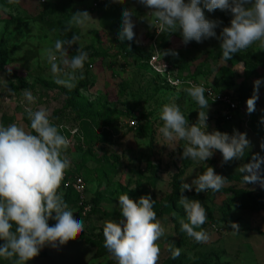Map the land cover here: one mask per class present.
<instances>
[{
  "label": "rangeland",
  "instance_id": "374dc122",
  "mask_svg": "<svg viewBox=\"0 0 264 264\" xmlns=\"http://www.w3.org/2000/svg\"><path fill=\"white\" fill-rule=\"evenodd\" d=\"M124 9L135 12V37L121 42L118 34ZM76 11H87L93 20L69 30L67 24ZM147 12L138 0H125L123 4L113 0H20L18 4L0 0V124L16 123L32 131L26 109L35 111L44 107L50 112L52 123L70 141L64 153L70 166L65 170L59 192L64 199L66 181H83L85 192L82 195L73 192L65 202L74 218L84 222L86 235L103 231L106 220L123 219L120 195L128 194L133 200L150 195L155 200L154 211L158 212L165 209L174 192L182 194L181 183L191 184L208 166L213 167L227 182L212 199L208 197L209 190L196 193L193 187L183 192L184 196L201 201L205 208L207 221L202 229L208 241L197 243L180 230L179 221H187L186 213L178 203L180 198L172 200L166 212L157 217L166 230L158 241L161 249L158 264H264V210H253L246 200L238 197L239 194L264 197V187L259 183L243 184L242 176L246 173L239 172L255 154L264 157V149L260 147L264 143V69L256 62L241 60L243 55L250 54L264 61V49L257 42L228 61L222 58L217 37L224 26L230 25L229 12L204 9L207 19L220 22L215 29L217 36L199 43L190 41L187 45L180 32L157 36L159 26L152 28L141 20ZM8 22L13 24L7 26ZM76 34L80 40L67 49L68 58L80 46L89 60L84 66V79H77L74 87L68 88L55 83L51 65L43 53L46 48H54L55 40H70ZM154 43L161 53V65L185 83L182 88L171 89L166 76L157 75L145 62L133 60L136 50L153 51ZM164 50H174L178 55L162 56ZM57 57V63L64 68L59 53ZM257 79L261 84L255 112L248 113L247 104L240 106L238 112H230L222 104L208 100L207 131L246 133L250 147L244 157L223 163L217 150L205 162L183 160L186 142L169 143L160 133L163 122L159 113L166 103L175 102L190 124L197 122L199 105L185 91L191 86L189 82L211 88L215 94L237 103L241 85L245 84L253 95ZM24 89L36 97L34 104H28ZM71 95H75L72 101ZM222 119L226 122L219 123ZM261 174L264 175V164ZM98 195L100 206L92 214L88 205ZM55 223L49 220L50 226ZM231 223L238 224L239 231H233ZM4 243L0 240V245ZM169 244L180 249L175 259ZM0 264H15V258L0 257ZM27 264L117 262L103 244L93 247L82 240H72L58 248L43 247Z\"/></svg>",
  "mask_w": 264,
  "mask_h": 264
},
{
  "label": "clouds",
  "instance_id": "9594fccd",
  "mask_svg": "<svg viewBox=\"0 0 264 264\" xmlns=\"http://www.w3.org/2000/svg\"><path fill=\"white\" fill-rule=\"evenodd\" d=\"M18 4L20 0H8ZM123 4L125 0H113ZM148 9L141 20L155 28L158 34L163 32H180L182 41L197 43L207 38L216 37L218 21L205 17L208 12L221 10L231 14L229 26H224L217 37L221 44L222 58L232 59L234 54L246 50L254 43L264 49V0H138ZM202 5V7H201ZM134 10L124 9L122 27L118 39L132 41L135 37L133 16ZM93 20L87 11H76L67 24L68 29L83 27ZM79 35L70 40L57 39L54 48L44 50L43 55L51 65L55 83L74 87L77 79H84L83 70L89 60L88 53L80 46L75 55L69 59L67 51L73 44H78ZM59 53L61 68L57 63ZM177 56L174 50L162 51V56ZM69 71H65L64 69ZM79 73V75H77ZM66 77V78H63ZM185 91L199 105L198 119L190 124L175 102L162 106L159 118L163 126L159 128L169 143L183 140L182 159L207 161L215 151L222 154L223 163L244 157L250 147L246 133L238 131L233 134L219 130L207 131V109L209 102L204 93L206 89L195 84ZM261 80L254 81L253 95L246 101L247 112L255 111L259 98ZM23 96L28 104H34L36 97L24 89ZM32 131L16 123L4 126L0 124V257L15 258V264H27L37 257L45 246L58 248L69 241L77 239L85 229L84 222L74 218L73 212L59 192L65 170L70 160L65 155L70 145L67 137L50 120V112L41 107L33 111L27 108ZM264 122V121H262ZM33 132L35 134H33ZM264 149V143L260 145ZM173 148V147H170ZM174 149V148H173ZM264 157L255 154L250 163L239 168L243 184L259 183L264 187V175L261 165ZM227 179L208 166L189 183H181V195L178 201L183 207L187 221L181 219L180 230L193 238L197 243H205L209 237L202 229L207 221L206 210L201 201L183 195L184 190L196 193L219 192ZM119 208L123 219L106 220L103 225L104 247L112 254L117 264H158L160 245L158 241L165 236V228L157 219L154 211L155 200L150 195L133 200L128 194L118 197ZM54 214V215H53ZM49 220H55L54 226ZM15 230L13 231V227ZM233 231H239V225L231 223ZM201 229V230H197ZM172 258L180 255V249L169 244Z\"/></svg>",
  "mask_w": 264,
  "mask_h": 264
},
{
  "label": "trees",
  "instance_id": "16d2710c",
  "mask_svg": "<svg viewBox=\"0 0 264 264\" xmlns=\"http://www.w3.org/2000/svg\"><path fill=\"white\" fill-rule=\"evenodd\" d=\"M49 12H51L48 9ZM13 22H8L6 25L10 26L12 25ZM5 26V28L7 27ZM1 46L0 45V54H2L1 52ZM153 53L152 49L150 50H136L134 55H133V60L136 62H145L148 65V61L150 59L151 54ZM1 56V55H0ZM181 59V58H180ZM241 60L243 61H249V62H256L257 65L264 69V61H259L256 58H254L252 55L247 54V55H243V57L241 58ZM257 60V61H256ZM170 63H172V61H169ZM233 64H236V61H231ZM174 64V63H173ZM245 84L241 85V89H240V95L238 97L237 100V104L238 107L247 104L246 101L252 96L251 93H249L246 89H245ZM175 90V89H174ZM77 94V92L75 93ZM75 98V95H71L70 97V101H72ZM255 112V111H254ZM253 115V114H252ZM253 120V119H252ZM219 123H225L226 120L222 119L221 121H218ZM187 163L185 164V166L187 167ZM66 196L64 197V201H69L71 198V193H73V191H71L70 189H68L66 191ZM215 195L214 192H212V190H209L208 192V197L210 199L213 198V196ZM238 197H241L242 200H246L247 205L252 208L253 210H264V197L261 196H251L250 194H239ZM180 196L174 192L173 196L170 198V200L167 201V203L165 204V209L169 206V203H171L172 200H176L179 199ZM235 198V197H234ZM237 199V198H236ZM87 206V205H84ZM89 207H91V212L92 214H95L97 212V208L100 206V196H96L94 199H92L90 205H88ZM164 208L158 212H156L157 217L161 216L162 214H164L166 212ZM219 221H215V223H218ZM15 230V226L13 227V231ZM75 240H82L84 242H86L87 244H89L90 246L93 247H97L100 246L101 244L104 245V236H103V231L99 232L97 235H86L83 232L81 233V235L75 239Z\"/></svg>",
  "mask_w": 264,
  "mask_h": 264
},
{
  "label": "built area",
  "instance_id": "2783aa9c",
  "mask_svg": "<svg viewBox=\"0 0 264 264\" xmlns=\"http://www.w3.org/2000/svg\"><path fill=\"white\" fill-rule=\"evenodd\" d=\"M93 6L95 8L97 7V4L95 3ZM158 30L159 28H157V31ZM160 34L157 33L156 35L159 36ZM160 54L161 53L159 51V47H157L156 43H154L153 53L151 54L150 59L148 61V66L157 75L164 76V77L166 76L165 80L171 89L176 90V89L182 88L185 85V83L180 78L173 77V75L167 71L166 67L161 65V58H160L161 55ZM186 85L190 86L188 85V83H186ZM204 95L207 100L214 102V103L222 104L230 112H238L240 110V108L238 107V104L235 103L232 98L217 95L215 94V91L211 88L206 89V92L204 93ZM63 187L66 191L70 189L77 195H82L85 192V185L81 179H76L73 181H66Z\"/></svg>",
  "mask_w": 264,
  "mask_h": 264
}]
</instances>
